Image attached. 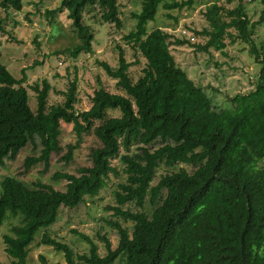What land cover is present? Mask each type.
Returning <instances> with one entry per match:
<instances>
[{
	"label": "trees",
	"instance_id": "trees-1",
	"mask_svg": "<svg viewBox=\"0 0 264 264\" xmlns=\"http://www.w3.org/2000/svg\"><path fill=\"white\" fill-rule=\"evenodd\" d=\"M244 1L214 0L206 5L207 26L193 30L204 43L176 40L207 53L213 49L225 53L227 38L250 46L260 70L251 90L231 97L230 108H217L205 88L177 65L168 32L147 28L161 4L182 10L192 8L196 0H142L141 10L132 13L135 28L124 36L146 61L141 75L133 78L134 62L117 44V64H99L116 79L118 91L100 85L88 110L76 109L75 77L64 101L50 107L51 83L44 79L31 86L37 99L34 111L24 85L26 71L34 66L23 68L18 78L0 53V172L27 147L34 154L25 158L24 171L36 164L47 171L52 154L62 150V123L72 124L76 137L62 156L66 163L73 160L86 135L93 133L101 142L91 149L90 164L80 167L78 174H53L55 182H65L64 189L40 180L30 186L13 175L3 178L0 227L9 214L22 221L2 235L8 262L0 264H28L34 245L62 251L65 262L58 264H264V52L253 38L264 10L259 21H252ZM94 3L106 9L103 21L121 26L118 0H61L46 14L53 22L66 11L79 43L56 54L76 59L93 52L95 35L84 22L83 9ZM23 7L24 0H0L5 12H20ZM5 32L0 17V36ZM110 109L120 115H110ZM120 166L127 177L114 192L116 202L107 206L112 216L104 218L117 231V245L99 235L103 254L93 238L72 229L90 246L88 252L76 254L50 227L62 207L79 208L97 197L111 174H121ZM38 259L50 264L42 253Z\"/></svg>",
	"mask_w": 264,
	"mask_h": 264
},
{
	"label": "rangeland",
	"instance_id": "rangeland-1",
	"mask_svg": "<svg viewBox=\"0 0 264 264\" xmlns=\"http://www.w3.org/2000/svg\"><path fill=\"white\" fill-rule=\"evenodd\" d=\"M60 1L24 0V7L20 12L15 10L5 12L0 9V17L4 18L6 29V32L0 36L1 60L18 78L22 76L23 68L34 66L26 71L27 80L24 83L28 88L30 105L34 111L37 99L31 86L36 82L41 84L44 79H47L52 86L48 107L64 101V92L75 77H77L78 85L75 106L78 111L88 110L91 107L94 91L100 85H104L111 92H117L116 79L108 76L99 64L100 61H107L112 66L117 64L119 51L117 44H121L124 48L127 60L134 62L130 68L134 79L141 75L146 63L140 54H136L132 44L124 39V36L135 28L136 20L133 19L132 13L141 10L142 0H118L119 15L122 21L120 27L113 22L102 20L101 15L106 9L99 3L87 5L83 9V19L85 24L92 27L95 35L93 52L83 53L76 59L56 54L57 50L73 47L79 43L77 33L72 29L66 11L58 14L53 22L49 21L46 14L47 9L57 7ZM212 1L214 0H196L192 8L182 10H168L161 4L156 19L150 21L147 28L149 32L157 27L168 32L167 40L177 65L186 70L190 78L198 85L205 88V92L217 108H230L232 107L231 97L251 90L260 70V65L250 53V46L242 42L231 43L227 38L225 53L214 49L207 53L196 51L191 43L179 44L176 41L177 39L184 40V37H181L182 34L189 37L194 36L193 30H202L207 26L203 12L206 5ZM235 4L236 2L231 5ZM244 6L252 21L260 20L264 10V3L261 0H245ZM253 38L264 52V20L255 27ZM204 41L203 37L197 36V39L192 42L204 43ZM138 57L139 63L135 62ZM109 113L112 116L120 115L118 110L113 109H110ZM72 126V124H61L62 150L52 154L51 164L47 171L43 172V164H36L29 171H24L25 158L34 154L30 147L23 149L14 160H8L0 172V193L1 182L6 175L16 176L30 186L33 182L40 180L43 183L53 184L55 188L64 189L65 182H55L52 179L53 174L57 171L78 174L80 167L90 164L91 149L101 143L93 133L86 135L82 145L76 150L73 160L66 163L62 160L66 146L68 143L75 142L76 139ZM114 164H118L117 159L114 160ZM120 171L121 174L118 176L110 175V178L106 180L107 185L97 197L87 199L79 208L62 207L58 221L50 227L53 234L68 243L76 254L88 252L90 246L82 237L73 233L72 229H77L93 238L103 254L105 252L104 242L99 235H106L112 246L116 247L119 238L117 231L104 218L112 216V211L108 210L107 206L116 202L114 192L118 184L125 181L127 177L126 173L122 172V166H120ZM21 221L22 217L9 214L5 224L0 227L1 262H8L2 235L10 233L12 225L21 223ZM40 253L47 257L50 264L65 262L62 251H56L48 245H34L28 264H41L38 259ZM76 264L85 263L77 261Z\"/></svg>",
	"mask_w": 264,
	"mask_h": 264
},
{
	"label": "built area",
	"instance_id": "built-area-1",
	"mask_svg": "<svg viewBox=\"0 0 264 264\" xmlns=\"http://www.w3.org/2000/svg\"><path fill=\"white\" fill-rule=\"evenodd\" d=\"M181 33H182V31H181ZM184 33V32H183ZM186 34H182L181 35V37H184V38H186V39H190L191 41H195L196 40V37H195V35L194 36H185Z\"/></svg>",
	"mask_w": 264,
	"mask_h": 264
}]
</instances>
